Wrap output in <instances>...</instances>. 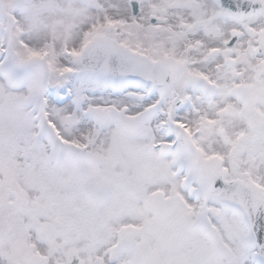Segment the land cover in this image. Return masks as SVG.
Here are the masks:
<instances>
[{
  "label": "snow or ice",
  "instance_id": "1",
  "mask_svg": "<svg viewBox=\"0 0 264 264\" xmlns=\"http://www.w3.org/2000/svg\"><path fill=\"white\" fill-rule=\"evenodd\" d=\"M0 264H264V0H0Z\"/></svg>",
  "mask_w": 264,
  "mask_h": 264
}]
</instances>
